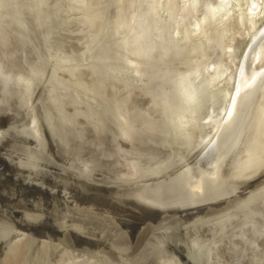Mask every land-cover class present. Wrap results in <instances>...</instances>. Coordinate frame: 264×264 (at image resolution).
Wrapping results in <instances>:
<instances>
[{
    "label": "rangeland",
    "instance_id": "1",
    "mask_svg": "<svg viewBox=\"0 0 264 264\" xmlns=\"http://www.w3.org/2000/svg\"><path fill=\"white\" fill-rule=\"evenodd\" d=\"M120 1L123 3H121ZM137 1L138 0H135V1H133V0H117V1L116 0H90L89 4H88V12H90V14H91L93 12L92 10H94V12L92 14V16L94 18L93 19V18H90L89 15L87 17V15L83 16V15H79L76 13L75 14L66 13L67 12L66 11L67 0H0V7H1L0 10H2V11H0V14L2 13V15H0V37H1L0 40L3 41V44L5 43L4 45H2V43L0 41V57H1L0 58V61H1L0 62V65H1L0 74L1 75L5 74L4 76L0 75V80L2 81V82L0 81V90H1V88L4 89L5 87H6L5 90H7V91H5L2 89L3 91L2 90L0 91L1 93H3L5 91L3 93L4 96L0 93V98H1L0 100L1 101L4 100V102L11 100L10 102L8 101L7 106H6L7 102L5 104H1L2 106L4 105L3 107L0 105V111L2 112V113L0 112V119L2 120V122H4L3 124H5V125H6L5 120L8 123L11 120V118L13 119V120H11V122L8 123V125H6V128L8 130H6L5 125H3L1 120H0V143H1L0 147L3 148V150H1L2 148H0V204H1L0 207L2 206V208H3V209L0 208V218H1L0 219V264H115V263L117 264V262H118L117 260L119 258H121L122 262L119 259V262L121 264L123 262H126V264H128V263L129 264H132V263L133 264H141V263L142 264H150V263L151 264H160L159 262H161V260H162V259L160 260V258H164L165 255H169L170 253L172 255L170 254L169 255L170 257L168 256L169 258L167 257L165 259H169V260L172 259V264H183V262H184V264L185 263L197 264L198 260H200L198 262L199 264H200V262L203 264H205V263L210 264L211 261L208 262L207 260L213 261L215 259V257L217 259L214 261V264H217L218 262H221L222 264H226L227 262H228L227 264H229L230 262H233V264H239V263L253 264L254 262H255L254 264H262V262L264 260V258H262L263 260L261 259V257H264V234H263L264 223H263V221L261 223V220L264 219L263 218L264 217V213H263L264 203H261V202H264V194H263L264 193V188H263L264 187L263 186L264 185V177L258 182L251 183V185L249 184L246 186L245 185L239 186L235 182L227 180L225 173L222 174V176L216 177L214 174L211 175L210 171H208L207 172L208 174L206 173V175H205V179L207 178V175L209 176V179L207 178L208 180L205 181L204 187L201 188L200 190L196 191V192H194L193 190H187V189L181 190V189H175L172 187H170V188L169 187H157V186L152 185L149 182L150 181L149 176L151 175V173H153L156 169L163 166L164 163H166L169 160L170 157L168 155L184 158V157H188L190 154H192L191 153V146H190L191 144H190V135L189 134L191 132H194L195 131L194 129L196 127H198L197 126L198 124H200L201 117L203 116V113L207 109L206 105H208V103L207 104L205 103V105H204L205 101L202 102V104H201V101L198 100L199 103L196 104L197 107L192 112L191 110H189L186 107V103H185L186 101L185 102L181 101V103H182L181 109L182 110H180L179 114L177 112H175V110H178V108H180V105H179L180 102H179V99L177 97L176 85H174V83H173L174 76L177 73L184 71L187 68V66L190 64H194V66H195V65H198V63L202 62L203 60H218L220 58L226 59L227 56L224 53H226L227 50H229L227 46L233 45L234 47H236L237 45L240 44L242 37H241V35H240L241 33L239 31H240V29H242V27H241L240 23L235 21L234 16H232V15L229 16L228 10L220 12L221 14H219L218 16H215V17H211V18L206 17L205 20H202V22L200 21V23L197 22L198 14H195V12H193L192 10H191V12L187 11V13H186L188 15L187 19L185 22L181 23L180 21H178V19H176V17L179 18V12L181 9V6H178V2H177V4H175L176 0H167V1L162 0V2H160V0H159V2L157 4L156 3L155 4H153V3L148 4L149 2L146 3V1L142 2L141 0H139L138 2ZM164 1H165V3H164ZM33 4L35 7L32 6ZM40 5H42V6H40ZM131 5H133V6H131ZM144 7H146V9L148 8L149 10H152V12L154 9H156V11L159 14H161V16L163 17V21L164 22L166 21L165 23H169L173 27L174 31H172L173 32L172 34L179 35L178 37H180V36L185 37L186 33L187 34L190 33L189 36L185 37L186 42H184V43H187L186 46L189 47L185 51V53H182L181 55H178V56H173L171 54H166V53L163 54V53L159 52V48H156L153 50H149V52L146 51L147 53L145 52L143 54L142 52L132 53L129 50L123 51V49L120 48L119 38L122 35L124 28H125V27H122V25H124L123 23L129 21L131 16L134 14V11L140 12L139 9H142ZM115 9H117V10H115ZM107 10H109V12ZM4 11L7 13L4 14ZM13 11H15V12H13ZM57 11H58V13H57ZM16 12L19 13V14L17 13L18 16L15 15ZM95 16H97V17L95 18ZM101 16H103V17H101ZM112 16L115 19L114 21L111 19ZM166 16L167 17L169 16V17L167 18ZM17 19H19V20H17ZM22 19H23V21H22ZM52 19H53V21H52ZM56 19H58V20H56ZM176 21H178V22H176ZM161 22H162V20L158 19L157 24L159 25V24H161ZM54 23H56V24H54ZM52 24L54 27L51 26ZM225 24H227V25H225ZM44 27L45 28L47 27V28L45 29ZM182 28H184V29H182ZM19 29H21V30H19ZM237 29H239L238 32H237ZM44 30L47 32H45ZM184 30H186V31H184ZM193 32H195V33H193ZM196 32L198 34H196ZM31 34H33V36ZM209 34H210L212 39H210ZM15 36H17L19 39ZM200 36H201V43L198 44V41L200 40L198 38H200ZM2 37L5 39H3ZM7 37H9V38H7ZM15 38L18 42L15 40ZM208 38H209V40H207ZM31 39L33 40L32 45H31V42H32ZM37 40L40 41L39 44H38ZM5 41H7V42H5ZM211 41L213 43H211ZM50 42H52L51 44H53V45H51ZM154 42H155L154 38L148 39V41L146 38L145 39V47H146V45L147 46L149 45L150 46L149 49L152 48L153 47L152 45L155 44ZM194 42L196 45H200V44H202V45L196 49L195 47H192L194 45L193 44ZM207 42H209V43L207 44ZM47 43H49V44H47ZM20 44H22V45H20ZM97 44H99V46ZM213 44H214V46H213ZM5 45H6V47H5ZM223 45H226V46H223ZM10 46H12V49ZM43 46H45L44 47L45 49L42 48ZM51 46H52V48H51ZM208 46L211 49L208 48ZM16 47H17V49H15ZM18 47H19V49H18ZM219 48H220V50H219ZM225 48H227V49H225ZM33 49H35V50H33ZM207 50H209V52H207ZM3 51H5V52H3ZM6 51H7V53H6ZM16 51H17V55L19 54V56H17L15 54ZM20 51H22L21 54H20ZM8 52H10V53H8ZM47 52H48V54H47ZM37 53L40 54L41 57H39V56L36 57L38 55ZM49 53L50 54L52 53V54L50 55ZM10 54H12V55H10ZM13 55H14V57H13ZM46 55H48L47 58H45ZM100 55L105 57L106 59L103 57H99ZM108 55H110V56H108ZM3 56H5V59H3L4 58ZM43 56H45V57H43ZM20 57H22V58H20ZM133 57H134V59H133ZM202 57L203 58L205 57V58L203 59ZM10 58H11V61L9 60ZM14 58H16L18 60L14 59ZM40 58L41 59L43 58L45 60L42 59V61H43L42 62V61H40L41 60ZM49 58H50V60H49ZM46 60H48V61H46ZM96 60H99V61L95 62ZM38 61H40L39 63H41V64H39ZM79 61H81V62L79 63ZM101 61L103 63L104 62L107 63L108 65L111 66V68H113L112 77L108 80H104L103 76L99 77L98 75H95V73H97V72L92 70V69H91L92 72L90 74L86 73L87 75L86 74H83V75L76 74V73H73V71L71 70V65L74 63L78 64V66H81V67L83 66L85 68V66L87 64L91 63L90 67H94L95 63H98ZM192 61H194V62H192ZM2 62H4V63H2ZM19 62H23V63L20 64ZM60 62H62V64H60ZM92 63H94V64H92ZM5 64H7V65H5ZM58 64H60V65H58ZM151 64L156 65L157 66L156 68L159 71H157V69L155 67H153V65H151ZM36 65H38V66H36ZM39 65H41V66H39ZM3 66H4V68H3ZM9 66H10V69H9ZM12 66L13 67L15 66L16 68L15 67L12 68ZM21 66H22V68H21ZM24 66H26L27 69H25ZM44 66L46 69H44ZM195 67H196V69L201 68L199 65L195 66ZM12 69H14V71H16V73ZM8 70H10V71L8 72ZM27 70L29 71L28 73H27ZM31 70H34V72ZM39 70H42V71H39ZM38 71H39V73H38ZM10 72L11 73L14 72V74L13 73L11 74ZM24 72H26V73H24ZM6 73H8V74H6ZM17 74L18 75L20 74L21 76L19 75V77H18ZM28 74H29V76H28ZM117 74H118V76H117ZM6 75L9 77H7ZM38 75L39 76L41 75L40 79L38 78L39 77ZM26 76H27V78L29 77L30 81L27 80V78L24 80V78ZM31 76H32V79H30ZM124 76L127 78H125ZM170 76L171 77L173 76V77L170 78ZM5 77L7 79L9 78V80H7ZM20 77H22V78H20ZM164 77H166V78L169 77V78H167L168 80L166 82H164L166 80V78L162 79ZM131 79H132V81L130 84ZM160 79L162 80V82ZM19 80H20V82L22 80L24 82L22 81L19 84L18 83ZM123 80H125L129 85L126 84L125 81L123 82ZM152 81L155 83V85L153 83V85H150L151 87H148V85L151 84ZM133 82H136V83L134 84ZM47 83H49V85ZM137 83L139 85L143 84V86L138 87L139 85ZM3 84H4V86H3ZM6 84H9V85L7 86ZM133 84H134V86H132ZM159 84H161V85H159ZM21 85H22V87H21ZM145 87H147V89ZM9 89H11L14 92L11 93L12 91ZM24 90H26L28 92H26ZM75 90H77V91H75ZM8 91L9 92L11 91V92L9 93ZM18 91H20V92L18 93ZM73 91H75V92H73ZM187 91L188 90H185V92H184V94L186 93V96L189 93L191 94L193 92V90H190L189 93L187 94ZM76 92H78L79 94L78 93L76 94ZM5 94H6V96H5ZM18 94H19V96H18ZM184 94H183V96L185 98L184 97L183 98L186 100V96ZM16 95H17V97H19V99L17 97H15ZM25 95H26V97L23 99V97ZM30 95L33 97H31ZM78 95L79 96L81 95L85 98H83L81 96L78 97ZM11 96H12V98H11ZM64 96H66V98ZM28 97H31L33 100L31 98L29 100ZM180 97H181V95H180ZM9 98H11V99H9ZM73 98H75V99H73ZM197 99H199V98H197ZM22 100H24V101H22ZM86 100L88 103L86 102ZM17 101L19 103L20 102L21 103L20 104L16 103ZM91 101H92V103H91ZM193 102H194V104L193 103L192 104L195 105L196 99ZM11 103L14 104V107H15V105L19 104L18 105L19 107L16 106L17 108L15 107L16 108L15 109ZM22 103H23V106L21 105ZM24 103H26L28 105H25ZM37 103H39L40 106ZM95 103H96V105H95ZM29 104H30V106H29ZM98 105H100V106H98ZM27 106H29V107H27ZM33 106H35V108ZM97 106H98V108H96ZM101 106H102V108H101ZM99 107L101 108V110L99 109ZM159 107H161V109ZM184 107L186 109H184ZM33 108H34V110H33ZM19 109H22V110H19ZM183 109H184V111H183ZM15 110H17L16 111L17 113L15 112ZM23 110H24V112H23ZM36 110L39 112L37 115H36ZM3 111L7 114H4ZM25 111L26 112L30 111L31 113L29 112V113L25 114ZM170 111H172V112H170ZM9 112H12V113L15 112V113H13L15 115L13 116L12 113H11L12 115L8 114ZM21 113H24V114L22 115ZM163 113H166V114L164 115ZM34 115H36V118H37L40 125L38 124ZM6 116H9L10 118L8 117L9 119H6L7 118ZM165 116H167V117H165ZM20 117H22L23 119H27V121L24 123L23 119ZM89 117H91V118H89ZM113 117H115V118H113ZM4 118H5V120H3ZM14 118H16V121ZM91 119H92V121H91ZM117 119H120L121 122ZM20 120H22V121H20ZM93 120H94V122H93ZM107 120H110V121H107ZM13 121L19 122V123H17V125H15L16 123H14V125L10 129L7 126H9V125L11 126L12 125L11 123ZM118 121H119V124H118ZM122 121L125 124V126L123 125V127H122V125H120V124H122ZM150 122L153 124H151ZM101 123H102V127L100 126ZM147 123H150V124H147ZM36 124L39 125V128H41L40 130H38L39 128ZM19 125H20V127H19ZM21 125L22 126L27 125L28 127L29 126L30 127L29 128H27V126L24 127L23 128L25 130V133H24V130L22 129ZM103 125H105V126H103ZM119 125H120V127H119ZM148 125H150V127ZM32 126H34V128ZM145 126H147V127H145ZM177 126H178L179 130L184 129V130H182L181 134L178 132L172 133V128L176 130ZM13 127L15 129L17 127L16 130L18 133L14 131ZM74 127H75V129L76 128L77 129L75 130ZM118 127H119V129H117ZM154 127L156 129H154ZM192 127H194V128H192ZM3 128H5V129H3ZM97 128H98L99 132L101 131V133L103 135L99 134V132L97 131ZM139 128L143 129V130H140ZM145 128H147V129H145ZM9 129L11 132H8ZM18 129H20V130L18 131ZM33 129L35 130V132H37V133L39 132L38 135H41L40 138L39 137L36 138L37 133L35 135V132L33 131ZM36 129H37V131H36ZM95 129H96V131H95ZM21 131L27 136H25ZM32 131L34 132L35 136L34 135L32 136L31 135L32 133L30 134V132H32ZM166 131H167V133H165ZM188 131H190V132L188 133ZM95 132L96 133L98 132V133L96 134ZM112 132H114V133H112ZM119 132H121V134ZM123 132H125V133L123 134ZM13 133H14V135H13ZM40 133H42V134H40ZM110 133H111V135H110ZM15 134H16V136H15ZM97 135H98V137H97ZM99 135H100V138H103L102 136H104L105 141L103 139H100ZM109 135H110V138L108 137ZM113 135L115 136V138ZM7 136H9V137H7ZM13 136H15V138ZM19 137H21V138H19ZM29 137H30V139H29ZM31 137H33V140L31 139ZM58 137H59V139H58ZM92 137H94V139H96L95 140L96 143L93 142L94 139H92ZM106 137H108V138H106ZM16 138H17V140L15 142H19V141L24 142L25 138H27L26 139L27 141H25L24 145H28V147L23 146L20 148L19 146H22V145H19V144H21V142H19V144H18V143H15L13 141ZM38 138H39V140H38ZM109 139H110V142H109ZM2 140H3V142H2ZM4 140L7 143V146H6V144H4V146L6 148H8L7 150H4L5 147L2 144V143H5ZM8 140H9V142H13L12 145H10L11 143L7 142ZM97 140H98L99 144H97ZM83 141H85V142H83ZM26 142H28V143H26ZM35 142H38L40 144L38 145ZM62 142H63V145L61 144ZM104 142L107 143L108 146L104 144L106 146L105 147L103 145ZM89 143H93V144H90L89 147H91V145L94 146L95 147V148L93 147L94 150L92 149V147L90 150V148L87 146ZM32 144H34L35 146ZM70 144H71V146H70ZM52 145H53V148H55V149L52 148ZM98 145H101V146H98ZM63 146L65 148L70 147L71 150H68L69 148L65 149ZM85 146H87V147H85ZM119 146L125 147V148H121V151H120ZM145 146H146V149H145ZM151 146L154 149L156 148L158 150L153 151L154 149ZM15 147H19L20 150H19V148H15ZM60 147H62V148H60ZM99 147H100V149L98 150ZM102 147L105 149L102 150L101 149ZM142 147H144V148H142ZM80 148H81V150H79ZM112 148H114L113 151H115V152H113L111 150ZM136 148L138 149V151L136 152L137 155H135L133 153V151H135ZM149 148H151V152H155L156 154L152 153L150 155V152H147V150ZM64 149L67 150L68 154L66 153V151ZM130 149L131 150L133 149V151L128 152V151H130ZM141 149L142 150L145 149V152L143 150V152H144L143 154L141 153L142 152ZM14 150H19L20 152H22V154L19 153V151L18 152L15 151L18 153V155H17V153H15ZM105 150H107V151L105 152ZM110 150L112 151L113 155L111 154ZM126 150H128V151H126ZM2 151H3V154H2ZM5 151H7V152H5ZM64 151H65V155H67V156L64 155ZM69 151L71 152V156L75 157L77 155L76 158H73L74 161L71 160L73 162L70 161V159L72 157L70 156ZM96 151L98 152L99 160H102V159H107V160L106 161L105 160L99 161L98 158L96 157V159L98 160V163H95L96 159L95 160L92 159V160H94V161H92L90 154L94 155V157H95L97 155ZM102 151L104 152L103 154H105L104 156L102 154ZM149 151H150V149H149ZM8 152L10 153V155ZM13 152L16 155L13 154ZM61 152L63 154H61ZM74 152H75V154H74ZM107 152L110 155L107 154ZM47 153H48V155H47ZM80 153H82V154H80ZM83 153L85 155H83ZM129 153L130 154L133 153L134 156H131L132 154L130 155ZM172 153H174V154H172ZM27 154L29 155L28 157H27ZM44 154H46V157ZM39 155H40V157H39ZM61 155L62 156L64 155L65 157L62 159ZM12 156H15V157L12 158ZM34 156H35V159H31V157L34 158ZM79 156H81V157H79ZM85 156L88 157L87 160H86ZM89 156H90V158H89ZM101 156H103L104 158L103 157L101 158ZM106 156H108V157H106ZM115 156H116V158H114ZM166 156H167V159H166ZM17 157H19V158H17ZM25 157L27 160L26 159L23 160ZM38 157H39V159H38ZM82 157H85L86 162L81 163L84 161V158L82 159ZM121 157H122V160H120ZM66 159H69L70 162ZM76 159L81 160V161L78 160L80 162V164H77ZM163 159H166V160L163 161ZM31 160H32V162H31ZM11 161H12V163H11ZM119 161H120V163H119ZM21 162L23 165L21 164ZM89 162H91L92 164L95 163L94 166L90 165V167H89V165H88V164H90ZM105 162H106V164H105ZM10 163L11 164L14 163V166L13 165L11 166ZM74 163H76V164H74ZM85 163H86V165H84ZM131 163H133L135 165L130 166ZM15 164L18 166H16ZM82 164H83V166H82ZM96 164L99 165V169L100 168H104V169H101L102 171L98 170V167H96L98 165H96ZM100 164H102L103 167H100L101 166ZM27 165L28 166L31 165V167H28ZM75 165H77V167ZM155 165H157V167ZM26 166L28 167L27 170H26ZM67 166L70 167V169L73 168V170L69 171L68 169L67 170L62 169L65 167L67 168ZM71 166H72V168H71ZM73 166H75L76 168L79 167L78 170L75 171L76 168H74ZM85 166H86V168L88 166L89 170L87 168V169H85L86 171H84L83 169ZM152 166H154L156 168H153ZM12 167L13 168L15 167L16 169L19 168V170H21L22 175L19 173L20 171H18L16 169H12ZM126 167H127V170L124 171L126 169ZM130 167L132 168V170ZM207 167H208V164L205 163L204 168L206 169ZM105 168L107 170H105ZM9 169H11V170H9ZM120 169H121V171L119 172ZM136 169H137V171H136ZM147 169H149V170H147ZM96 170L100 171V172H97ZM116 170L119 173L117 174V172H116L115 175H112L115 173ZM95 171L97 172L96 174H95ZM123 171L129 173L130 175L127 173H123ZM25 172H26V174H25ZM121 172L123 174H125V176L127 174L128 177L126 176L123 178ZM137 172H138V174H136ZM17 174L19 177L17 176ZM12 176L13 177L15 176L14 180H13ZM92 176H96V177H92ZM103 176H104V178H103ZM107 177H110L111 179L107 178ZM215 178H218V179L214 180ZM20 179H23V180H20ZM114 179H116V180H114ZM119 179H120V181H119ZM211 179H212V181H211ZM14 181H17V182H14ZM203 181L204 180H202L201 182H203ZM17 183L20 185H18ZM110 183H113V184H110ZM259 187H262V188L260 189ZM257 189H258V191H257ZM251 191H252V193H250ZM246 193L249 195H247ZM262 194H263V196H261ZM260 197L263 200L260 199ZM239 198H241V199H239ZM231 199H233V200L231 201ZM223 200H226L225 203ZM227 200H229V201H227ZM259 200H261V202H259ZM218 202H221V203H218ZM246 205H249V206H246ZM204 206H206V207H204ZM230 206H232V207H230ZM250 206L252 207V210L249 209V208H251ZM191 207H192V209L194 207H196V208L198 207V208L197 209L194 208L195 210L194 209L192 210ZM199 207H202V208H199ZM233 207H235L234 208L235 214H233V212H234ZM256 208L257 209L260 208L259 211ZM231 209H232V211L230 213ZM2 210H3V212H2ZM217 210H219V211H217ZM15 211H18V212H15ZM124 211L126 213H124ZM187 211H188V213H187ZM189 211H191V212H189ZM196 211H199V212H196ZM227 211L230 213L229 215H226L227 213H224ZM260 211H261V213H260ZM159 213H160V215H159ZM190 213L191 214L193 213V216L195 215V218H196V216L198 217V222H196L197 219H194V217L192 215H190ZM221 213L222 214L224 213V215H220ZM262 213H263V215H262ZM9 214H11V215H9ZM236 214H237V216H236ZM12 215H14V216H12ZM175 215H178L180 218L177 217L178 218L177 219ZM185 215H189V216L186 217ZM213 215H219V216H213ZM7 216L10 218V220ZM238 216L240 217V220H239ZM249 216H252V218L253 217H255V218L251 219V217H249ZM6 217L8 218V220H6ZM17 217L20 220L17 219ZM122 217L125 218V219L123 218V220H125V222L121 219ZM190 217L193 218L191 221H189L191 219ZM208 217H210V218H208ZM257 217H260V218H257ZM11 218L14 219L13 220L14 222H17V223H14L12 221L15 225L11 222L9 223V221H11ZM99 218H101V219H99ZM126 218H128V219L130 218L129 221ZM205 218H206V220H205ZM24 219H26V220H24ZM102 219L108 220V221L112 220V222H113V220H115V222H113L112 223L113 225H112L111 223H109L111 221L105 222ZM203 219L206 221V223ZM236 219L239 221H236ZM172 220L174 222L176 220V222L174 223ZM193 220H196V221L194 222ZM233 220H235L236 222ZM20 221L21 222L23 221V222L21 223ZM25 221H27V222L25 223ZM58 221L61 224L58 223ZM96 221H98V222L101 221L100 222L101 224H99ZM120 221H122L121 222L122 224L120 223L121 225H119V223H118ZM180 221H181V224L183 223L184 227L180 226L181 224L178 223ZM80 222H82L83 225L80 224ZM138 222L142 226H140V224ZM158 222L160 223V225H158L159 224ZM169 222H171L172 224H170ZM184 222L185 223L187 222L189 224L186 223V225H184ZM230 222L234 223L236 225L229 227L228 225H232V224H230ZM76 223H78L77 224L78 226L76 225ZM115 223H117L119 226L117 224H116V226H114ZM128 223H130V225L127 226ZM149 223H151V224H149ZM166 223H169V225H170V226H168V224H167L168 228L166 226ZM199 223L201 225H199ZM214 223H217L216 224L217 226H219V225L222 226L223 229L222 228L221 229L223 231H221V229H220V231H221V233L225 232L224 234L222 233L223 236H221V235L219 236L220 233L217 232L218 227ZM95 224H97V225L99 224V225L97 226ZM103 224L104 225L106 224L108 226L110 224V226H109L110 228L106 225L103 226ZM133 224H134V226L137 224L135 229L133 227ZM175 224H178L176 227V230H178V231H176V232L174 231L175 228H173L176 226ZM224 224L227 225L226 226L227 228L225 226L223 227ZM89 225H91V226H89ZM172 225H173V227H171ZM211 225H213L212 226L213 229L214 228L216 229L215 232L213 231L215 233V236H217L216 238H219V240L217 239L218 241L216 240V242H214V240L216 238H214V237L212 238V235H214V233L212 232V230H213L212 228L210 230ZM36 226H37V228H36ZM111 226L117 227V228L111 229L112 228ZM120 226H122V227H120ZM126 226H127V229H126ZM156 226H157V228H156ZM161 226L164 228L162 229ZM220 226H219V228H220ZM104 227L109 228L107 232L104 231L105 229H103L102 231L100 230ZM118 227H119V229H118ZM123 227L126 230H123ZM129 227L132 229H129ZM139 227H143V228H140L138 230L137 228H139ZM144 227H146V228H144ZM148 227H150L149 232H147L149 229ZM158 227H160V228H158ZM170 227H171V229L172 228L174 229L173 230L174 233L173 234L171 233L172 235L170 233H168L170 231L172 232V230L167 231L168 229H170ZM206 227L211 232H209ZM181 228L182 229L186 228V229H184L182 231ZM116 229H118V230H116ZM145 229H146V233H145ZM180 229L182 231V234H184L183 232H185V235H182L181 233H179V232H181ZM78 230L79 231L81 230V231L78 232ZM99 230H100V232H99ZM127 230H131V231L133 230V231H132V233H131V231H128L130 233H128V236H127V234L125 235V233H124V231L126 232ZM134 230H138V232L135 231V232H137V233H135ZM151 230H152V232H151ZM160 230H164L167 235L165 233H163V231L161 232ZM158 231H160V232H158ZM201 231H203L204 233L203 232L200 233ZM257 231L258 232L260 231L259 232L260 234ZM101 232H103V233L101 234ZM108 232H111V234ZM255 232H257L256 233L257 235H255ZM106 233H108V234H106ZM152 233H154V235ZM155 233L157 236L155 235ZM157 233H159L160 235ZM206 233H208L210 236L208 234L206 235ZM249 233H250V235L248 236ZM60 234H62V235H60ZM94 234H95V236H94ZM113 234H114L115 238L113 237ZM132 234L137 236V237L135 238ZM169 234H170V236H168ZM203 234H204V236H203ZM5 235L6 236L8 235L7 238L5 237ZM67 235H69V236L64 237L65 238V240H64L63 236H67ZM96 235H98V236H96ZM99 235L102 236V239L100 238L101 236H99ZM105 235L106 236L109 235L110 237L107 236L108 238L106 239ZM119 235H121V236H119ZM122 235H124V236L122 237ZM163 235H165L164 236L165 239L163 238ZM130 236H132V237L130 238ZM173 236H175V237L173 238ZM193 236H195L196 238ZM205 236H207V237L205 238ZM81 237H83V238H81ZM86 237H88V238H86ZM89 237H91V238H89ZM157 237L159 239H157ZM226 237H227V239H226ZM8 238H10V239H8ZM116 238H118V239H116ZM124 238L126 240H124ZM127 238H129V239H127ZM134 238H135L136 243H135V241H133ZM172 238L176 242L173 241ZM182 238H184V239H182ZM199 238H200L202 243L200 242V240H198ZM211 238L214 240H212ZM58 239H60V240H58ZM99 239L103 240V241L99 242ZM161 239H162V241H160ZM166 239H169V240L167 241ZM180 239H181V241H180ZM250 239H251V241H250ZM256 239H258V242ZM7 240H9V241H7ZM63 240H64V242H63ZM79 240H81V241H79ZM88 240H90V241H88ZM109 240L111 241V243L114 241L116 243H112V245L110 244V246H109ZM122 240L124 241L123 243L127 242V240L130 243L127 242L128 244H122ZM209 240H210L211 244L213 243L212 247H211V245H209L210 244L208 242ZM222 240H224L226 242H228V240H229V243H226V242L224 243V241L222 242ZM252 240H253V242L256 240V242H254V243H256V246L254 245ZM97 241L99 244H97ZM159 241H160V243H159ZM165 241L167 243H165ZM184 241L186 243L185 246L182 244ZM72 242H73V244H72ZM106 242H107L108 246L103 245ZM118 242H120L121 246L123 247V248L122 247L119 248L120 250H118V248H117L120 245V244H117ZM157 242H158V244H157ZM188 242H189V244H188ZM206 242H207V244H206ZM100 243H102V245H100ZM155 243H156V245L153 246ZM218 243H219V245L217 247ZM222 243H223V246H221ZM115 244H117L118 246H116ZM179 244H181L179 246L180 248L178 247ZM193 244L195 246H193ZM203 244H206V245H203ZM229 244L231 245V247ZM132 245H133V247H132ZM159 245L162 246L161 248L164 251H160L162 249L159 247ZM168 245H170V247ZM189 245H191V248ZM196 245H197V248L201 245L200 246L201 248H199V250H197ZM224 245H226V247L227 246L230 247L229 252L228 253L225 252V254H228L227 255L228 257L225 259V261L223 258H225L226 256H225L224 252L221 251V250L225 251L226 247L224 248ZM247 245H248V247H247ZM75 246H76V248H75ZM79 246H81V247H79ZM104 246H106V247L104 248ZM181 246H183L184 248ZM205 246H207V247L205 248ZM213 246L218 248V249H215ZM235 246H236V249H235ZM249 246H250V248H249ZM11 247H13L14 250ZM112 247H116V248H112ZM127 247H128V249H127ZM163 247H165V248H163ZM166 247L169 248L171 251H169V249H168L169 252L167 253ZM252 247L255 249H252ZM156 248L159 249L160 252ZM121 249H125V250H121ZM154 249H156L157 251ZM183 249H184V252L182 251ZM194 249H196V250H194ZM219 249H220V251H217ZM226 249H228V248H226ZM232 249L234 250V252L232 251ZM245 249H246V252L243 253L245 251ZM172 250H173V253H172ZM121 251L125 252V254L127 253V256L124 255L127 261L126 260L123 261V259H125V258H124V256H122V254H124V253H122ZM175 251H177L180 255L178 253H176ZM189 251H191V252H189ZM195 251L197 252V254ZM209 251H213V252H209ZM214 251H215V254H214ZM152 252H154L155 254L154 253L151 254ZM217 252H218L219 256H217L218 255V254H216ZM219 252H221L222 256L223 255L224 256L222 257L221 253H219ZM250 252H252V253H250ZM134 253L137 255H135ZM212 253L215 256L212 255ZM229 253H230V257H229ZM159 254H161V256ZM162 254H163V256H162ZM175 254L178 255L177 256L178 258H175L176 257ZM181 254H183L185 257ZM204 254H205V257L207 259L204 257ZM209 254L211 256H214V259L209 258L210 256L207 257ZM234 254H236V256L233 257ZM129 255L130 256L133 255L131 257H136V261H132L134 259L132 258V260H131ZM153 255H154V257L156 256L154 259L155 260L157 259L156 261L159 260V262L154 261V259L152 260ZM158 255L160 256L159 259L157 258ZM244 255H245V257H244ZM231 256L233 258H235L236 260L235 259L232 260ZM140 257H143V258L141 259ZM220 257H222L223 261H221ZM181 258H183V259L181 260ZM194 258L197 260L194 261ZM204 258L206 259L205 262L203 260ZM255 258H256V260H255ZM250 259H251V261H250ZM129 260H131L132 262ZM174 260L177 262H175ZM187 260H189V261L191 260L192 262L189 263V261L187 262ZM257 260H259L258 263H257ZM178 261H179V263H178ZM236 261L238 263H236ZM119 262H118V264H119ZM165 262H167L166 264H169L171 262V260L169 262H168V260H165V261L162 260L163 264ZM221 263H218V264H221ZM123 264H125V263H123ZM211 264H212V262H211ZM230 264H232V263H230ZM263 264H264V262H263Z\"/></svg>",
    "mask_w": 264,
    "mask_h": 264
},
{
    "label": "bare ground",
    "instance_id": "2",
    "mask_svg": "<svg viewBox=\"0 0 264 264\" xmlns=\"http://www.w3.org/2000/svg\"><path fill=\"white\" fill-rule=\"evenodd\" d=\"M89 1L90 0H67V5H66V13H73V14H79V15H83V16H86L87 15V17H88V15L90 16V18H93V16H92V14H93V12H94V10H92L93 12L90 14V12H88V4H89ZM117 1V0H116ZM133 1H135V0H133ZM139 1V0H138ZM137 1V2H138ZM142 2L143 1H146V3L147 2H149L148 4H150V3H153V4H157L158 2H159V0H141ZM167 1V0H166ZM113 2V1H112ZM121 2V1H120ZM160 2H162V0H160ZM177 2H178V6H181V9H180V12H179V18L178 17H176V19H178V21H180L181 23L182 22H185L186 21V19H187V11H189V12H191V10L193 11V12H195V14H198V18H197V22L198 23H200V21L202 22V20H205V18L207 17V18H211V17H215V16H218L219 14H221L220 12H222V11H225V10H228L229 11V16L230 15H232V16H234L235 17V21H237L238 23H240V25H241V27H242V29H240V31H239V29H237V32L239 31L241 34V42H240V44L239 45H237L236 47H234L233 45H229V46H227L228 47V49L229 50H227V52L226 53H224V54H226V59H224V58H220V59H218V60H203L202 62H199L198 63V65L201 67V68H199V69H196V67L195 66H198V65H195L194 66V64H190V65H188L187 66V68L184 70V71H181V72H179V73H177L175 76H174V79H173V83H174V85H176V89H177V97H178V99H179V105H180V108H178V110H175V112H177L178 114H179V112H180V110H182L181 108H182V103H181V101L182 102H185L186 103V107L189 109V110H191L192 112L194 111V109L197 107L196 106V104L197 103H199V101L198 100H200L201 101V104H202V102H204V105H205V103L207 104L208 103V105H206L207 107V109H206V113L204 112L203 113V116L201 117V120H200V124H198L197 126L198 127H196L194 130V132H191L189 135H190V146H191V153L192 154H190L188 157H184V158H180V157H176V156H170V155H168L170 158H169V160L166 162V163H164V165L163 166H161L160 168H158V169H156L153 173H151V175L149 176V182L152 184V185H154V186H157V187H172V188H175V189H187V190H193L194 192H196V191H198V190H200L201 188H203L204 187V183H205V181L206 180H208L209 179V176L207 175V178L205 179V175H206V173L208 172V171H210V173H211V175H215L216 177H218V176H222V174H224L225 173V176H226V178H227V180H230V181H233V182H235L236 184H238L239 186H243V185H251V183H254V182H258V181H260L263 177H264V0H176V3L175 4H177ZM114 3V2H113ZM121 3H123V2H121ZM164 3H165V1H164ZM115 4V3H114ZM152 4V5H153ZM105 5V4H104ZM103 5V6H104ZM162 5V4H161ZM33 7H35L34 6V4L32 5ZM40 6H42V5H40ZM48 6V5H47ZM46 6V7H47ZM97 6V5H96ZM106 6V5H105ZM131 6H133V5H131ZM37 7V6H36ZM49 7V6H48ZM47 7V8H48ZM102 7V6H101ZM1 8V7H0ZM98 8V7H97ZM132 8V7H131ZM180 8V7H179ZM41 9V8H40ZM49 9V8H48ZM52 9V8H51ZM54 9V8H53ZM14 10V9H13ZM46 10V9H45ZM50 10V9H49ZM102 10V9H101ZM115 10H117V9H115ZM140 10V12L138 11H134V14L131 16V18L129 19V21H127V22H124L123 24L124 25H122V27H125L124 28V31H123V33H122V35L120 36V38H119V44H120V48H122L123 49V51H127V50H129L130 52H132V53H137V52H142L143 54L147 51V52H149V50H153V49H156V48H159V52H161V53H166V54H171V55H173V56H178V55H181L182 53H185V51L189 48L188 46H186V44L187 43H184V42H186L185 40H186V36H189L190 35V33H186V36L184 37V36H180V37H178L179 35H176V34H172L173 32L172 31H174L173 30V27L169 24V23H165L164 21H163V17L161 16V14H159L157 11H156V9H154L153 10V12H152V10H149L148 8L146 9V7H144V8H142V9H139ZM0 11H2V10H0ZM44 11V10H43ZM98 11V10H97ZM108 12H109V10H107ZM13 12H15V11H13ZM5 13H7V12H5L4 11V14ZM17 13L18 12H16V16H18L17 15ZM52 13V12H51ZM57 13H58V11H57ZM56 13V14H57ZM9 14V13H8ZM13 14V13H12ZM19 14V13H18ZM53 14V13H52ZM55 14V13H54ZM132 14V13H131ZM193 14V13H192ZM0 15H2V13L0 14ZM11 15V14H10ZM14 15V14H13ZM14 15V16H15ZM109 15V14H108ZM107 15V16H108ZM164 15V14H163ZM167 15V14H166ZM170 15V14H169ZM221 16V15H220ZM10 17V16H9ZM97 16H95V18H96ZM99 17V16H98ZM101 17H103V16H101ZM167 17V16H166ZM169 17V16H168ZM167 17V18H168ZM190 17V16H189ZM195 18V17H194ZM21 19V18H20ZM94 19V18H93ZM104 19V18H103ZM111 19L114 21L115 19L113 18V16L111 17ZM158 19L160 20H162V22H161V24H157V22H158ZM219 19V18H218ZM17 20H19V19H17ZM56 20H58V19H56ZM167 20V19H166ZM189 20V19H188ZM22 21H23V19H22ZM52 21H53V19H52ZM51 21V22H52ZM178 21H176V22H178ZM220 21V20H219ZM57 22V21H56ZM59 22V21H58ZM192 22V21H191ZM231 22V21H230ZM217 23V22H216ZM228 23V22H227ZM54 24H56V23H54ZM104 24V23H103ZM59 25V24H58ZM225 25H227V24H225ZM51 26H53V24L51 25ZM195 26V25H194ZM232 26V25H231ZM17 27V26H16ZM48 27V26H47ZM46 27V28H47ZM54 27V26H53ZM52 27V28H53ZM184 27V26H183ZM200 27V26H199ZM202 27V26H201ZM217 27V26H216ZM223 27V26H222ZM240 27V28H241ZM45 28V27H44ZM45 28V29H46ZM178 28V27H177ZM224 28V27H223ZM106 29V28H105ZM182 29H184V28H182ZM188 29V28H187ZM19 30H21V29H19ZM50 30V29H49ZM117 30V29H116ZM115 30V31H116ZM176 30V29H175ZM45 31V30H44ZM106 31V30H105ZM180 31V30H179ZM178 31V32H179ZM184 31H186V30H184ZM45 32H47V31H45ZM224 32V31H223ZM5 33V32H4ZM105 33V32H104ZM118 33V32H117ZM152 33V34H151ZM193 33H195V32H193ZM15 34V33H14ZM50 34V33H49ZM182 34V33H181ZM180 34V35H181ZM196 34H198L197 32H196ZM32 36H33V34H31ZM55 35V34H54ZM236 35V34H235ZM82 36V35H81ZM152 36V37H151ZM198 36V35H197ZM196 36V37H197ZM209 36H210V34H209ZM15 37H17V36H15ZM65 37V36H64ZM3 38V37H2ZM7 38H9V37H7ZM18 38V37H17ZM147 38V41H148V39H153L154 38V43L155 44H151L153 47L152 48H150L149 49V45L147 46L146 45V47H145V39ZM235 38V37H234ZM0 39H1V37H0ZM3 39H5V38H3ZM11 39V38H10ZM19 39V38H18ZM29 39V38H28ZM41 39V38H40ZM198 39H200L199 41H198V44L199 43H201V36H200V38H198ZM203 39V38H202ZM210 39H212L211 38V36H210ZM15 40H16V38H15ZM32 40V39H31ZM64 40V39H63ZM77 40V39H76ZM75 40V41H76ZM207 40H209V38L207 39ZM215 40V39H214ZM236 40V39H235ZM234 40V41H235ZM1 41V40H0ZM9 41V40H8ZM17 41V40H16ZM42 41V40H41ZM105 41V40H104ZM152 41V40H151ZM197 41V40H196ZM204 41V40H203ZM5 42H7V41H5ZM12 42V41H11ZM15 42V41H14ZM18 42V41H17ZM37 42H38V44H39V42L40 41H38L37 40ZM69 42V41H68ZM94 42V41H93ZM100 42V41H99ZM205 42V41H204ZM1 43H2V45H4L3 44V41H1ZM29 43V42H28ZM42 43V42H41ZM52 42H50V44H51ZM89 43V42H88ZM153 43V42H152ZM209 42H207V44H208ZM211 43H213L212 41H211ZM8 44V43H7ZM10 44V43H9ZM14 44V43H13ZM33 44V40H32V42H31V45ZM35 44V43H34ZM37 44V45H38ZM47 44H49V43H47ZM67 44V43H66ZM194 45L192 46V47H195L196 49L197 48H199V46H201L202 44H200V45H196L195 44V42L193 43ZM206 44V43H205ZM20 45H22V44H20ZM51 45H53V44H51ZM65 45V44H64ZM69 45V44H68ZM79 45V44H78ZM93 45V44H92ZM98 46H99V44H97ZM8 46V45H7ZM18 46V45H17ZM29 46V45H28ZM89 46V45H88ZM91 46V45H90ZM97 46V47H98ZM213 46H214V44H213ZM223 46H226V45H223ZM5 47H6V45H5ZM11 47V49H12V46H10ZM37 47V46H36ZM45 46H43L42 48H44ZM59 47V46H58ZM96 47V46H95ZM206 47V46H205ZM218 47V46H217ZM14 48V47H13ZM27 48V47H26ZM51 48H52V46H51ZM82 48V47H81ZM207 48V47H206ZM208 48H210L209 46H208ZM15 49H17V47L15 48ZM18 49H19V47H18ZM30 49V48H29ZM45 49V48H44ZM50 49V48H49ZM118 49V48H117ZM211 49V48H210ZM225 49H227V48H225ZM33 50H35V49H33ZM193 50V49H192ZM218 50V49H217ZM219 50H220V48H219ZM25 51V50H24ZM37 51V50H36ZM43 51V50H42ZM46 51V50H45ZM122 51V52H123ZM3 52H5V51H3ZM2 52V53H3ZM21 52L22 51H20V54H21ZM146 52V53H147ZM207 52H209V50H207ZM6 53H7V51H6ZM5 53V54H6ZM8 53H10V52H8ZM14 53V52H13ZM29 53V52H28ZM43 53V52H42ZM67 53V52H66ZM70 53V52H69ZM16 55H17V51H16V53H15ZM27 54V53H26ZM38 54V53H37ZM47 54H48V52H47ZM50 54V53H49ZM52 54V53H51ZM50 54V55H51ZM60 54V53H59ZM223 54V53H222ZM4 55V54H3ZM10 55H12V54H10ZM25 55V54H24ZM33 55V54H32ZM61 55V54H60ZM207 55V54H206ZM9 56V55H8ZM17 56H19V54L17 55ZM41 57L40 56V54H38L36 57ZM54 56V55H53ZM56 56V55H55ZM58 56V55H57ZM70 56V55H69ZM86 56V55H85ZM108 56H110V55H108ZM4 58L3 59H5V56H3ZM13 57H14V55H13ZM43 57H45V56H43ZM48 57V55H46V57L45 58H47ZM78 57V56H77ZM80 57V56H79ZM99 57H103V56H99ZM1 58V57H0ZM7 58V57H6ZM20 58H22V57H20ZM70 58V57H69ZM103 58H105V57H103ZM125 58V57H124ZM203 58V57H202ZM205 58V57H204ZM203 58V59H204ZM218 58V57H217ZM14 59H16V58H14ZM41 59V58H40ZM43 59V58H42ZM42 59L40 60V61H42ZM100 59V58H99ZM102 59V58H101ZM106 59V58H105ZM108 59V58H107ZM133 59H134V57H133ZM141 59V58H140ZM10 61H11V58L9 59ZM16 60H18V59H16ZM39 60V59H38ZM43 60H45V59H43ZM49 60H50V58H49ZM65 60V59H64ZM83 60V59H82ZM90 60V59H89ZM109 60V59H108ZM107 60V61H108ZM196 60V59H195ZM194 60V61H195ZM4 61V60H3ZM40 61H38V63L40 62ZM46 61H48V60H46ZM97 61H99V60H96L95 62H97ZM106 61V60H105ZM111 61V60H110ZM194 61H192V62H194ZM1 62V61H0ZM43 62V61H42ZM81 61H79V63H80ZM140 62V61H139ZM147 62V61H146ZM145 62V63H146ZM2 63H4V62H2ZM20 64L21 63H23V62H19ZM71 63V62H70ZM89 63V62H88ZM8 64V63H7ZM7 64H5V65H7ZM39 64H41V63H39ZM60 64H62V62H60ZM60 64H58V65H60ZM91 64V63H90ZM90 64H87L86 66H85V68L82 66H78V64H76V63H74V64H72L71 65V70L73 71V73H76V74H81V75H83V74H90L91 72H92V70H94V71H96L97 73H95V75H98L99 77H102L103 76V78H104V80H108V79H110L111 77H112V73H113V68H111V66L110 65H108L107 63H103L102 61L101 62H98V63H95V66L94 67H90ZM92 64H94V63H92ZM140 64V63H139ZM142 64V63H141ZM3 65V64H2ZM4 65V66H5ZM24 65V64H23ZM22 65V66H23ZM26 65V64H25ZM145 65V64H144ZM151 65H153V64H151ZM4 66H3V68H4ZM22 66H21V68H22ZM27 66V65H26ZM26 66H24V68L25 69H27L26 68ZM36 66H38V65H36ZM39 66H41V65H39ZM125 66V65H124ZM15 67V66H14ZM13 66H12V68H14ZM20 67V66H19ZM28 67V66H27ZM153 67H157L156 65H153ZM159 67V66H158ZM16 68V67H15ZM198 68V67H197ZM0 69H1V65H0ZM9 69H10V66H9ZM29 69V68H28ZM44 69H46L45 68V66H44ZM43 69V70H44ZM92 69V70H91ZM134 69V68H133ZM157 69V68H156ZM5 70V69H4ZM13 71H14V69H12ZM53 70V69H52ZM3 71V70H2ZM10 70H8V72H9ZM31 71H33L34 72V70H31ZM39 71H42V70H39ZM39 71H38V73H39ZM45 71V70H44ZM157 71H159L158 69H157ZM5 72V71H4ZM3 72V73H4ZM15 73H16V71H14ZM14 72H12L13 74H14ZM20 72V71H19ZM23 72V71H22ZM29 71L27 70V73H28ZM32 72V73H33ZM11 73V72H10ZM11 73V74H12ZM24 73H26V72H24ZM36 73V72H35ZM116 73V72H115ZM6 74H8V73H6ZM10 74V75H11ZM30 74V73H29ZM29 74H28V76H29ZM86 74V75H87ZM133 74V73H132ZM1 75V74H0ZM3 75V74H2ZM1 75V76H2ZM5 75V74H4ZM3 75V76H4ZM18 75V74H17ZM20 75V74H19ZM19 75H18V77H19ZM45 75V74H44ZM7 76V75H6ZM21 76V75H20ZM39 76V75H38ZM41 76V75H40ZM40 76L38 77L39 79H40ZM117 76H118V74H117ZM120 76V75H119ZM123 76V75H122ZM121 76V77H122ZM7 77H9V76H7ZM47 77V76H46ZM50 77V76H49ZM125 77V76H124ZM173 77V76H172ZM171 76H170V78H172ZM6 78V77H5ZM4 78V79H5ZM20 78H22V77H20ZM27 78V76L24 78V80ZM37 78V77H36ZM62 78V77H61ZM120 78V77H119ZM125 78H127V77H125ZM166 77H164V78H162V79H165ZM167 78H169V77H167ZM166 78V80L164 81V82H166L168 79ZM3 79V80H4ZM7 79V78H6ZM30 79H32V76H31V78ZM7 80H9V78L7 79ZM27 80H29V77L27 78ZM34 80V79H33ZM48 80V79H47ZM65 80V79H64ZM122 80V79H121ZM136 80V79H135ZM161 80V79H160ZM1 81V80H0ZM23 81V80H22ZM21 81V82H22ZM30 81V80H29ZM125 80H123V82H124ZM131 81H132V79L130 80V84H131ZM156 81V80H155ZM2 82V81H1ZM6 82V81H5ZM11 82V81H10ZM20 82V80L18 81V83L20 84L21 83ZM24 82V81H23ZM47 82V81H46ZM138 82V81H137ZM142 82V81H141ZM140 82V83H141ZM161 82H162V80H161ZM163 82V83H164ZM7 83V82H6ZM27 83V82H26ZM68 83V82H67ZM125 83L126 84H128L126 81H125ZM134 84L136 83V82H133ZM147 83V82H146ZM153 81H152V83L151 84H149L148 85V87H151L150 85H153ZM160 83V82H159ZM5 84V83H4ZM4 84H3V86H4ZM23 84V83H22ZM48 85H49V83H47ZM115 84V83H114ZM134 84L132 85V86H134ZM138 84V83H137ZM162 84V83H161ZM161 84H159V85H161ZM7 86L9 85V84H6ZM24 85V84H23ZM129 85V84H128ZM139 85V84H138ZM154 85H155V83H154ZM53 86V85H52ZM136 86V85H135ZM140 86H143V84L142 85H139L138 87H140ZM2 87V86H1ZM21 87H22V85H21ZM48 87V86H47ZM59 87V86H58ZM62 87V86H61ZM6 88V87H5ZM5 88L3 89V88H1V90L3 89V90H5ZM63 88V87H62ZM61 88V89H62ZM146 89H147V87H145ZM144 88V89H145ZM60 89V88H59ZM0 90V91H1ZM2 90V91H3ZM9 90H11V89H9ZM31 90V89H30ZM56 90V89H55ZM185 90H188L187 91V94L189 93V91L190 90H193V92L190 94H188L187 96H186V93L184 94V92H185ZM5 91H7V90H5ZM4 91V92H5ZM12 91V90H11ZM10 91V92H11ZM24 91H26V90H24ZM58 91V90H57ZM64 91V90H63ZM70 91V90H69ZM75 91H77V90H75ZM75 91H73V92H75ZM3 92V93H4ZM9 92V91H8ZM7 92V93H8ZM9 92V93H10ZM14 91H12L11 93H13ZM16 92V91H15ZM20 91H18V93H19ZM26 92H28V91H26ZM72 92V93H73ZM84 92V91H83ZM1 93V92H0ZM3 93H1L2 95H3ZM6 93V94H7ZM22 93V92H21ZM56 93V92H55ZM62 93V92H61ZM71 93V94H72ZM78 92H76V94H77ZM82 93V92H81ZM85 93V92H84ZM6 94H5V96H6ZM15 94V93H14ZM25 94V93H24ZM31 94V93H30ZM79 94V93H78ZM149 94V93H148ZM183 94L186 96V100L184 99L185 97L183 96ZM9 95V94H8ZM65 95V94H64ZM180 95H181V97H180ZM4 96V95H3ZM18 96H19V94H18ZM31 96V95H30ZM81 96V95H80ZM79 95H78V97H80ZM86 96V95H85ZM8 97V96H7ZM6 97V98H7ZM15 97H17V95L15 96ZM26 97V95L23 97V99ZM31 97H33V96H31ZM31 97H28L29 98V100H30V98ZM65 98H66V96H64ZM81 97H83V96H81ZM184 97V98H183ZM199 98V99H197V98ZM11 98H12V96H11ZM11 98H9V99H11ZM18 99H19V97H17ZM22 98V97H21ZM76 98V97H75ZM75 98H73V99H75ZM83 98H85V97H83ZM167 98V97H166ZM1 99V98H0ZM5 99V98H4ZM15 99V98H14ZM32 99V98H31ZM182 99V100H181ZM196 99V102H195V105H193L194 104V100ZM6 100V99H5ZM28 100V101H29ZM33 100V99H32ZM82 100V99H81ZM99 100V99H98ZM9 102L11 101V100H8ZM8 101H6L7 102V104H6V106L8 105ZM13 101V100H12ZM22 101H24V100H22ZM40 101V100H39ZM96 101V100H95ZM2 102V103H1ZM4 100H0V105L1 104H5L6 102H4ZM33 102V101H32ZM31 102V103H32ZM86 102H87V100H86ZM94 102V101H93ZM102 102V101H101ZM16 103H19L18 101L16 102ZM21 103V102H20ZM19 103V104H20ZM88 103V102H87ZM90 103V102H89ZM91 103H92V101H91ZM189 105H188V104ZM193 103V104H192ZM12 105H13V107H14V104L13 103H11ZM18 104V105H19ZM25 105H28V104H26V103H24ZM38 105H39V103H37ZM99 104V103H98ZM192 104V105H191ZM18 105H15V107L17 106V107H19ZM22 106H23V103L21 104ZM95 105H96V103H95ZM160 105V104H159ZM2 106V105H1ZM4 106V105H3ZM2 106V107H3ZM5 106V107H6ZM10 106V105H9ZM29 106H30V104H29ZM29 106H27V107H29ZM37 106V105H36ZM40 106V105H39ZM98 106H100V105H98ZM98 106L96 107V108H98ZM14 107V108H15ZM16 107V108H17ZM34 108H35V106H33ZM109 107V106H108ZM15 108V109H16ZM34 108H33V110H34ZM37 108V107H36ZM101 108H102V106H101ZM101 108L99 107V109L101 110ZM160 109H161V107H159ZM24 109V108H23ZM38 109V108H37ZM184 109H186L185 107H184ZM184 109H183V111H184ZM3 110V109H2ZM19 110H22V109H19ZM32 110V109H31ZM9 111V110H8ZM13 111V110H12ZM17 110H15V112H16ZM1 112V111H0ZM4 112V111H3ZM7 112V111H6ZM15 112H13V113H15ZM22 112V111H21ZM23 112H24V110H23ZM30 112V111H29ZM29 112H26L25 111V114H27V113H29ZM170 112H172V111H170ZM2 113V112H1ZM12 112H9L8 114H11ZM12 113V114H13ZM17 113V112H16ZM31 113V112H30ZM39 112L36 110V115L38 114ZM169 113V112H168ZM4 114H7V113H5L4 112ZM11 114V115H12ZM22 115L24 114V113H21ZM104 114V113H103ZM164 115L166 114V113H163ZM177 114V115H178ZM183 114V113H182ZM15 114H13V116H14ZM20 115V114H19ZM18 115V116H19ZM33 115V114H32ZM36 115H34L35 116V118H36ZM171 115V114H170ZM205 115V116H204ZM17 116V117H18ZM105 116V115H104ZM117 116V115H116ZM7 117V118H6ZM5 118L6 119H9L10 117L9 116H6ZM9 117V118H8ZM16 117V118H17ZM142 117V116H141ZM165 117H167V116H165ZM5 118L3 119V120H5ZM16 118H14L15 119V121H16ZM20 118H22V117H20ZM88 118V117H87ZM89 118H91V117H89ZM113 118H115V117H113ZM143 118V117H142ZM23 119V118H22ZM110 119V118H109ZM1 120V119H0ZM11 120H13L12 118H11ZM11 120L9 121V122H11ZM18 120V119H17ZM36 120H37V118H36ZM35 120V121H36ZM117 120H119L120 121V119H117ZM8 121V120H7ZM20 121H22V120H20ZM23 121H24V123L27 121V119H23ZM34 121V122H35ZM91 121H92V119H91ZM107 121H110V120H107ZM119 121H118V124H119ZM1 122H2V120H1ZM8 122V123H9ZM37 122H38V120H37ZM93 122H94V120H93ZM121 122V121H120ZM4 122H2V124H3ZM5 123H6V125H8V123L6 122V120H5ZM14 123H16L15 125H17V123H19V122H12L11 124V126L9 125V126H7V127H9L10 129H11V127L14 125ZM21 123V122H20ZM23 123V122H22ZM96 123V122H95ZM151 123V122H150ZM150 123H147V124H150ZM38 124H39V122H38ZM38 124H36L37 126H38V128H39V125ZM151 124H153V123H151ZM3 125H5V124H3ZM6 125H5V128H6ZM28 125V124H27ZM26 125V126H27ZM100 125V124H99ZM120 125H122V127H123V125L125 126V124L123 123V121H122V124H120ZM120 125H119V127H120ZM2 126V125H1ZM22 126V125H21ZM26 126H22V129L24 128V127H26ZM36 126V127H37ZM101 127H102V123H101V125H100ZM103 126H105V125H103ZM130 126V125H129ZM133 126V125H132ZM149 127H150V125H148ZM181 126V125H180ZM179 126V127H180ZM4 127V126H3ZM19 127H20V125H19ZM30 127V126H29ZM28 126H27V128H29ZM33 128H34V126H32ZM97 127V126H96ZM119 127L117 128V129H119ZM145 127H147V126H145ZM148 127V128H149ZM5 128H3V129H5ZM14 128V127H13ZM26 128V129H27ZM99 128V127H98ZM98 128H97V131L99 132V130H98ZM105 128V127H104ZM153 128V127H152ZM192 128H194V127H192ZM10 129H9V131L8 132H11L10 131ZM16 129H17V127H16ZM15 128H14V131L15 132H17V130H16ZM21 129V130H22ZM41 128H39L38 130H40ZM74 129H75V127H74ZM77 129V128H76ZM75 129V130H76ZM100 129V128H99ZM125 129V128H124ZM140 129V128H139ZM145 129H147V128H145ZM154 129H156L155 127H154ZM6 130H8L7 128H6ZM20 129H18V131H19ZM24 130V129H23ZM22 130V131H23ZM74 130V131H75ZM79 130V129H78ZM103 130V129H102ZM128 130V129H127ZM140 130H143V129H140ZM182 130H184V129H182ZM182 130H179V128H178V126L176 127V130L175 129H173L172 128V133H182ZM200 130V131H199ZM21 131V132H22ZM33 131L35 132V130L33 129ZM30 132V134L33 136L34 135V132ZM36 131H37V129H36ZM95 131H96V129H95ZM119 131V130H118ZM7 132V133H8ZM13 132V131H12ZM29 132V131H28ZM97 132V133H98ZM190 131H188V133H189ZM6 133V132H5ZM18 133V132H17ZM23 133V132H22ZM24 133H25V130H24ZM23 133V134H24ZM36 133L37 132H35V135H36ZM96 133V132H95ZM96 133V134H97ZM112 133H114V132H112ZM120 134H121V132H119ZM125 132H123V134H124ZM165 133H167V131L165 132ZM169 133V132H168ZM3 134V133H2ZM9 134V133H8ZM39 134V132L37 133V136H36V138L37 137H41V135H38ZM40 134H42V133H40ZM99 134H102L101 133V131L99 132ZM117 134V133H116ZM119 134V135H120ZM134 134V133H133ZM5 135V134H4ZM12 135V134H11ZM10 135V136H11ZM13 135H14V133H13ZM25 135V134H24ZM34 135V136H35ZM59 135V134H58ZM103 135V134H102ZM110 135H111V133H110ZM110 135L108 136L109 138H110ZM15 136H16V134H15ZM15 136H13L14 138H15ZM25 136H27V135H25ZM56 136V135H55ZM114 136V135H113ZM121 136V135H120ZM127 136V135H126ZM125 136V137H126ZM7 137H9V136H7ZM97 137H98V135H97ZM103 138H100V135H99V138L100 139H103L104 140V136H102ZM108 137H106V138H108ZM19 138H21V137H19ZM35 138V137H34ZM39 138H38V140H39ZM114 138H115V136H114ZM127 138V137H126ZM8 139V138H7ZM27 138H25V141H27L26 140ZM29 139H30V137H29ZM31 139L33 140V137H31ZM58 139H59V137H58ZM92 139H94V137H92ZM98 139V138H97ZM10 140V139H9ZM9 140L7 141L8 143H11L10 145H12V143L13 142H9ZM13 140V139H12ZM17 140V138L15 139V140H13L14 142ZM37 140V141H38ZM57 140V139H56ZM95 140L96 139H94L93 140V142H95ZM108 140V139H107ZM106 140V141H107ZM11 141V140H10ZM25 141L22 143L21 141H19V142H21V144H19V142H15V143H18L19 145H22V146H19L20 148L21 147H28V145H24V143H25ZM36 141V140H35ZM43 141V140H42ZM41 141V142H42ZM82 141V140H81ZM105 141V140H104ZM164 141V140H163ZM2 142H3V140H2ZM4 142L5 143H2L3 144V146H4V144H6V146H7V143H6V141L4 140ZM40 142V141H39ZM77 142V141H76ZM83 142H85V141H83ZM89 142V141H88ZM109 142H110V139H109ZM112 142V141H111ZM26 143H28V142H26ZM35 143H37L38 145L40 144V143H38V142H35ZM75 143V142H74ZM78 143V142H77ZM87 143V142H86ZM96 143V142H95ZM101 143V142H100ZM1 144V143H0ZM62 145H63V142L61 143ZM90 144H93V143H89L87 146L89 147V145ZM97 144H99L98 143V140H97ZM107 145V143H103V145ZM112 144V143H111ZM32 145H34V144H32ZM37 145V146H38ZM42 145V144H41ZM104 145V146H105ZM110 145V144H109ZM9 146V145H8ZM35 146V145H34ZM56 146V145H55ZM70 146H71V144H70ZM84 146V145H83ZM87 146H85V147H87ZM98 146H101V145H98ZM108 146V145H107ZM117 146V145H116ZM150 146V145H149ZM5 147V146H4ZM19 147H15V148H19ZM59 147V146H58ZM64 147V146H63ZM84 147V148H85ZM91 147H92V149L94 150V146H92L91 145ZM91 147H89L90 148V150H91ZM94 147V148H93ZM106 147V146H105ZM120 147V146H119ZM118 147V148H119ZM148 147V146H147ZM152 147V146H151ZM0 148H2V147H0ZM12 148V147H11ZM14 148V147H13ZM20 148H19V150H20ZM52 148H53V145H52ZM60 148H62V147H60ZM65 148V147H64ZM69 148V149H68ZM74 148V147H73ZM79 148V147H78ZM82 148V147H81ZM81 148L79 149V150H81ZM88 148V149H89ZM121 148H125V147H120V151H121ZM142 148H144V147H142ZM153 148V147H152ZM8 148H4V150H7ZM53 149H55V148H53ZM65 149H68V150H71L70 149V147H67V148H65ZM64 149V150H65ZM87 149V150H88ZM100 149V147L98 148V150ZM102 150L103 149H105V148H101ZM113 149L114 148H112L111 150L113 151ZM116 149V148H115ZM140 149V148H139ZM145 149H146V146H145ZM145 149H143L144 150V152H145ZM149 149H150V151H149ZM148 150H147V152H150V155L152 154V153H154V154H156L155 152H151V148H149ZM154 149V148H153ZM1 150H3V148L1 149ZM13 150V149H12ZM19 150H14V152L15 151H19ZM31 150V149H30ZM73 150V149H72ZM76 150V149H75ZM86 150V151H87ZM96 150V149H95ZM97 150V151H98ZM110 150V152H111V154H112V151ZM117 150V149H116ZM142 150V149H141ZM143 150H142V154L144 153L143 152ZM158 149H154L153 151H157ZM28 151V150H27ZM59 151V150H58ZM66 151V153H67V150H65ZM65 151H64V155H65ZM96 151V152H97ZM107 150H105V152H106ZM126 151H128V150H126ZM131 151H133V149L131 150L130 149V151H128V152H131ZM138 151V149L136 148V150L135 151H133V153L135 154V155H137L136 154V152ZM5 152H7V151H5ZM12 152V151H11ZM13 152V154H15V153H17V152H15L14 153ZM70 152V151H69ZM77 152V151H76ZM83 152V151H82ZM113 152H115V151H113ZM117 152V151H116ZM127 152V153H128ZM146 152V153H147ZM9 153V152H8ZM19 153H21L22 154V152H20L19 151ZM28 153V152H27ZM30 153V152H29ZM32 153V152H31ZM73 153V152H72ZM85 153V152H84ZM83 153V155H85ZM104 152L102 151V154H103ZM125 153V152H124ZM133 153H129L131 156H134L133 155ZM171 153V152H170ZM2 154H3V151H2ZM5 154V153H4ZM24 154V153H23ZM38 154V153H37ZM61 154H63L62 152H61ZM68 154V153H67ZM74 154H75V152H74ZM73 154V155H74ZM79 154V153H78ZM80 154H82V153H80ZM87 154V153H86ZM100 154V153H99ZM107 154H109L108 152H107ZM118 154V153H117ZM172 154H174V153H172ZM8 155V154H7ZM9 155H10V153H9ZM12 155V154H11ZM16 155V154H15ZM17 155H18V153H17ZM26 155V154H25ZM45 155V157H46V154H44ZM47 155H48V153H47ZM62 156V159L65 157V156H67V155H65V156ZM105 154H103V156H104ZM110 155V154H109ZM113 155V154H112ZM29 155L27 154V157H28ZM33 156V155H32ZM70 156H71V152H70ZM77 156V155H76ZM76 156L75 157H73V156H71L72 158L70 159V161L71 160H73V158H76ZM90 156H91V160L92 159H96V157L98 158V152H97V155L94 157V155H92V154H90ZM90 156H89V158H90ZM103 156H101V158L103 157ZM122 156V155H121ZM164 156V155H163ZM8 157V156H7ZM13 157H15V156H12V158ZM39 157H40V155H39ZM39 157H38V159H39ZM79 157H81V156H79ZM86 157V156H85ZM85 157H82V159L84 158V161L83 162H81V163H84V162H86L85 161ZM106 157H108V156H106ZM112 157V156H111ZM17 158H19V157H17ZM30 158V157H29ZM78 158V157H77ZM87 158L88 157H86V160H87ZM104 158V157H103ZM114 158H116V156L114 157ZM130 158V157H129ZM207 158V159H206ZM26 159V157L23 159V160H25ZM31 159H35V156H34V158H32L31 157ZM46 159V158H45ZM44 159V160H45ZM125 159V158H124ZM135 159V158H134ZM133 159V160H134ZM166 159H167V156H166ZM166 159H163V161L164 160H166ZM10 160V159H9ZM20 160V159H19ZM27 160V159H26ZM43 160V159H42ZM66 160H68L69 161V159H66ZM77 160V159H76ZM79 160V159H78ZM76 161L77 162V164H80V162L79 161H81V160H79V161ZM89 160V159H88ZM90 160V161H91ZM94 160H92V161H94ZM98 160H99V158H98ZM98 160L96 159L95 160V163H98ZM103 160H107V159H102V160H99V161H103ZM111 160V159H110ZM120 160H122V157H121V159ZM126 160V159H125ZM132 160V159H131ZM160 160V159H159ZM6 161V160H5ZM4 161V162H5ZM22 161V160H21ZM55 161V160H54ZM69 161V162H70ZM74 161V160H73ZM73 161H71V162H73ZM117 161V160H116ZM157 161V160H156ZM31 162H32V160H31ZM36 162V161H35ZM45 162V161H44ZM56 162V161H55ZM79 162V163H78ZM11 163H12V161H11ZM10 163V164H11ZM15 163V162H14ZM14 163L13 164H11V166L13 165L14 166ZM26 163V162H25ZM29 163V162H28ZM42 163V162H41ZM59 163V162H58ZM90 164H88L89 165V167H90V165L92 166H94V164H92L91 162H89ZM119 163H120V161H119ZM205 163H207L208 164V169L206 168H204V164ZM8 164V163H7ZM9 164V165H10ZM21 164H22V162H21ZM71 164V163H70ZM74 164H76V163H74ZM105 164H106V162H105ZM114 164V163H113ZM130 164V163H129ZM128 164V165H129ZM16 165V164H15ZM20 165V164H19ZM23 165V164H22ZM69 165V164H68ZM84 165H86V163L84 164ZM96 165H98V164H96ZM101 166L100 167H103V165L102 164H100ZM133 165H135V164H133V163H131V165L130 166H133ZM16 166H18V165H16ZM28 166V165H27ZM26 166V170H27V168L28 167H31V165L30 166H28L27 167ZM60 166V165H59ZM65 166V165H64ZM76 167H77V165H75ZM75 166H73L74 168H76ZM82 166H83V164H82ZM110 166V165H109ZM123 166V165H122ZM121 166V167H122ZM156 167H157V165H155ZM38 167V166H37ZM63 167V166H62ZM89 167L87 166V168H88V170H89ZM96 167H98V170H101V169H104V168H100L99 169V165L98 166H96ZM115 167V166H114ZM124 167V166H123ZM153 168H156V167H154V166H152ZM11 168V167H10ZM23 168V167H22ZM61 168V167H60ZM71 168H72V166H71ZM79 168V167H78ZM78 168H76L75 169V171L76 170H78ZM86 168V166L84 167V171H86L85 169H87ZM109 168V167H108ZM125 168V167H124ZM131 168V167H130ZM134 168V167H133ZM12 169H16L15 167L13 168L12 167ZM24 169V168H23ZM62 169H68L69 171H71V170H73V168L72 169H70V167H68L67 166V168L65 167V168H62ZM9 170H11V169H9ZM16 170H18V171H20L19 173L21 174V170H19V168H17ZM40 170V169H39ZM91 170V169H90ZM105 170H107L106 168H105ZM127 170V167H126V169L124 170V171H126ZM131 170H132V168H131ZM134 170V169H133ZM147 170H149V169H147ZM32 171V170H31ZM97 171V170H96ZM95 171V174L97 173V172H100V171H97L96 172ZM102 171V170H101ZM121 171V169L119 170V172ZM123 171V173H127V172H124ZM136 171H137V169H136ZM135 171V172H136ZM28 172V171H27ZM68 172V171H67ZM91 172V171H90ZM94 172V171H93ZM110 172V171H109ZM116 172H117V174L119 173L117 170L115 171V173L114 174H112V175H115L116 174ZM134 172V171H133ZM30 173V172H29ZM40 173V172H39ZM64 173V172H63ZM66 173V172H65ZM69 173V172H68ZM67 173V174H68ZM92 173V172H91ZM122 173V172H121ZM122 173V177L124 178V177H128V175L127 174H129V173H127L126 174V176H125V174H123ZM145 173V172H144ZM143 173V174H144ZM15 174V173H14ZM25 174H26V172H25ZM31 174V173H30ZM71 174V173H70ZM93 174V173H92ZM100 174V173H99ZM110 174V173H109ZM136 174H138V172L136 173ZM208 174V173H207ZM13 175V174H12ZM22 175V174H21ZM24 175V174H23ZM28 175V174H27ZM98 175V174H97ZM96 175V176H97ZM124 175V176H123ZM130 175V174H129ZM17 176H18V174H17ZM96 176H92V177H96ZM133 176V175H132ZM131 176V177H132ZM146 176V175H145ZM13 177V176H12ZM15 177V176H14ZM14 177H13V180H14ZM19 177V176H18ZM91 177V176H90ZM119 177V176H118ZM130 177V178H131ZM134 177V176H133ZM41 178V177H40ZM103 178H104V176H103ZM106 178V177H105ZM107 178H110V177H107ZM12 179V178H11ZM18 179V178H17ZM111 179V178H110ZM218 178H215L214 180H217ZM20 180H23V179H20ZM114 180H116V179H114ZM118 180V179H117ZM123 180V179H122ZM125 180V179H124ZM202 180H204L203 182H201ZM113 181V180H112ZM119 181H120V179H119ZM211 181H212V179H211ZM14 182H17V181H14ZM73 182V181H72ZM18 184V183H17ZM16 184V185H17ZM110 184H113V183H110ZM18 185H20V184H18ZM264 186V185H263ZM262 186V187H263ZM262 187H259L260 189L262 188ZM74 188V187H73ZM264 188V187H263ZM259 189V190H260ZM120 190V189H119ZM257 191H258V189H257ZM250 193H252V191L250 192ZM247 194V193H246ZM245 194V195H246ZM264 194V193H263ZM263 194L261 195V196H263ZM244 195V196H245ZM247 195H249V194H247ZM4 197V196H3ZM236 199V198H235ZM239 199H241V198H239ZM260 199H262L261 197H260ZM233 199H231V201H232ZM243 200V199H242ZM263 200V199H262ZM224 201V203H225V201L226 200H223ZM227 201H229V200H227ZM258 201V200H257ZM256 201V202H257ZM253 202V201H252ZM259 202H261V200H259ZM4 203V202H3ZM218 203H221V202H218ZM251 203V202H250ZM261 203H264V202H261ZM216 204V203H215ZM1 205V204H0ZM223 205V204H222ZM19 206V205H18ZM22 206V205H21ZM209 206V205H208ZM207 206V207H208ZM246 206H249V205H246ZM252 206V205H251ZM250 206V207H251ZM257 206V205H256ZM255 206V207H256ZM263 206V205H262ZM261 206V207H262ZM123 207V206H122ZM204 207H206V206H204ZM222 207V206H221ZM230 207H232V206H230ZM0 208H2V206L0 207ZM194 208H196V207H194ZM193 208V209H194ZM198 208V207H197ZM196 208V209H197ZM199 208H202V207H199ZM234 208L235 207H233V211H234ZM3 209V208H2ZM188 209V208H187ZM191 209H192V207H191ZM192 209V210H193ZM249 209H251L252 210V207L251 208H249ZM257 209V208H256ZM259 209L260 208H258L257 210L259 211ZM19 210V209H18ZM22 210V209H21ZM26 210V209H25ZM24 210V211H25ZM153 210V209H152ZM195 210V209H194ZM223 210V209H222ZM236 210V209H235ZM240 210V209H239ZM242 210V209H241ZM248 210V209H247ZM157 211V210H156ZM217 211H219V210H217ZM231 211H232V209L230 210V213H231ZM2 212H3V210H2ZM1 212V213H2ZM15 212H18V211H15ZM129 212V211H128ZM189 212H191V211H189ZM196 212H199V211H196ZM195 212V213H196ZM221 212V211H220ZM242 212V211H241ZM254 212V211H253ZM124 213H126L125 211H124ZM184 213V212H183ZM186 213V212H185ZM187 213H188V211H187ZM186 213V214H187ZM201 213V212H200ZM199 213V214H200ZM224 213H227L226 215H229L230 213L227 211V212H224ZM224 213L222 214H220V215H224ZM243 213V212H242ZM259 213V212H258ZM260 213H261V211H260ZM263 213H264V210H263ZM263 213H262V215H263ZM15 214V213H14ZM23 214V213H22ZM43 214V213H42ZM45 214V213H44ZM47 214V213H46ZM135 214V213H134ZM166 214V213H165ZM198 214V213H197ZM233 214H235V211L233 212ZM9 215H11V214H9ZM8 215V216H9ZM17 215V214H16ZM51 215V214H50ZM159 215H160V213H159ZM174 215V214H173ZM184 215V214H183ZM190 215H192L193 216V213L191 214L190 213ZM243 215V214H242ZM254 215V214H253ZM7 216V217H8ZM12 216H14V215H12ZM105 216V215H104ZM176 216V218L178 217V218H180L178 215H175ZM186 217H188L189 215H185ZM191 216V217H192ZM213 216H219V215H213ZM236 216H237V214H236ZM235 216V217H236ZM6 217V220H8V218ZM54 217V216H53ZM170 217V216H169ZM184 217V216H183ZM190 217V218H191ZM194 217V219H197V221L196 220H193L194 222L196 221V222H198V217L196 216V218H195V215L193 216ZM200 217V216H199ZM248 217V216H247ZM249 217H251V219H254L255 217H253L252 218V216H249ZM4 218V217H3ZM14 218V217H13ZM57 218V217H56ZM55 218V219H56ZM109 218V217H108ZM113 218V217H112ZM123 218L124 217H122L121 219L123 220ZM177 218V219H178ZM182 218V217H181ZM202 218V217H201ZM207 218V217H206ZM206 218H205V220H206ZM208 218H210V217H208ZM215 218V217H214ZM237 218V217H236ZM238 218H239V220H240V217L238 216ZM257 218H260V217H257ZM264 218V217H263ZM262 218V219H263ZM1 219V218H0ZM17 219H19L18 217H17ZM99 219H101V218H99ZM116 219V218H115ZM125 219V218H124ZM126 219H128V218H126ZM130 219V218H129ZM129 219H128V221H129ZM166 219V218H165ZM170 219V218H169ZM193 218H191L189 221H191ZM9 220H10V218H9ZM14 219H12L11 218V221H9V223L11 222V223H13L14 221H13ZM20 220V219H19ZM24 220H26V219H24ZM50 220V219H49ZM52 220V219H51ZM54 220V219H53ZM59 220V219H58ZM68 220V219H67ZM98 220V219H97ZM103 220V219H102ZM132 220V219H131ZM130 220V221H131ZM162 220V219H161ZM184 220V219H183ZM187 220V219H186ZM200 220V219H199ZM204 220V219H203ZM204 220V221H205ZM212 220V219H211ZM239 220H237L236 219V221H239ZM261 220V219H260ZM13 221V222H12ZM16 221V220H15ZM30 221V220H29ZM74 221V220H73ZM72 221V222H73ZM103 221H105V222H109V221H111V222H109V223H113V222H115V220H113V222H112V220H103ZM124 222H125V220H123ZM127 221V220H126ZM134 221V220H133ZM165 221V220H164ZM163 221V222H164ZM173 221V220H172ZM188 221V220H187ZM233 221H235V220H233ZM235 221V222H236ZM262 221H263V223H264V219L263 220H261V223H262ZM21 222V221H20ZM23 222V221H22ZM21 222V223H22ZM27 221H25V223H26ZM34 222V221H33ZM96 222H98V221H96ZM101 222V221H100ZM100 222H98L99 224H101ZM122 221H120V222H118L119 223V225H121L122 223H121ZM135 222V221H134ZM137 222V221H136ZM141 222V221H140ZM167 222V221H166ZM174 222V221H173ZM175 222H176V220H175ZM174 222V223H175ZM208 222V221H207ZM211 222V221H210ZM214 222V221H213ZM14 223H17V222H14ZM13 223V224H14ZM38 223V222H37ZM58 223H60L59 221H58ZM121 223V224H120ZM139 223V222H138ZM159 223V222H158ZM170 224H172L171 222H169ZM169 223H166V226H167V224H168V226H170L169 225ZM173 223V224H174ZM179 224H181V221L180 222H178ZM187 223V222H186ZM186 223L184 222V225H186ZM205 223H206V221H205ZM61 224V223H60ZM59 224V225H60ZM78 223H76V225H77ZM80 224H82L83 225V223L82 222H80ZM98 224V225H99ZM107 224V223H106ZM105 224V225H106ZM116 224L117 223H115V225L114 226H116ZM140 224V223H139ZM138 224V225H139ZM149 224H151V223H149ZM187 224H189V223H187ZM210 224V223H209ZM215 225L217 224V223H214ZM219 224V223H218ZM230 224H232V225H228L229 227H231V226H234V225H236V224H234V223H231L230 222ZM238 224V223H237ZM15 225V224H14ZM18 225V224H17ZM22 225V224H21ZM38 225V224H37ZM44 225V224H43ZM95 225H97V224H95ZM97 225V226H98ZM104 224H103V226H105ZM113 225V224H112ZM118 225V224H117ZM118 225V226H119ZM128 225H130V223H128L127 224V226ZM137 225V224H136ZM136 225L134 226V224H133V227H134V229L136 228ZM158 225H160V223L158 224ZM157 225V226H158ZM176 225V226H175ZM174 226L175 227H173V225L171 226V227H173V228H175V230L172 228L171 229V227H170V229H168L167 231H170V230H172V232L170 231V232H168V233H174V231L176 232V231H178V230H176V227H177V225L178 224H175ZM199 225H201L200 223H199ZM39 226V225H38ZM78 226V225H77ZM89 226H91V225H89ZM96 226V227H97ZM102 226V227H103ZM106 226H108V225H106ZM109 226H110V224H109ZM108 226V227H109ZM127 226H126V229H127ZM140 226H142L141 224H140ZM157 226H156V228H157ZM165 226V227H166ZM168 226H167V228H168ZM181 227H184L183 226V223L180 225ZM213 225H211V227H210V230H211V228L213 229V227H212ZM217 226V225H216ZM220 226V225H219ZM219 226H217L218 227V231L217 232H219L218 234H219V236L221 235V236H223V234L225 233V232H222L221 233V231H223L222 229V226H220V228H219ZM226 227L227 225H223V227ZM23 227V226H22ZM21 227V228H22ZM101 227V226H100ZM106 228V227H104V228H102V229H100L101 231L103 230V229H105L104 231L105 232H107L108 231V229L110 228ZM112 227V226H111ZM120 227H122V226H120ZM125 227V226H124ZM124 227H123V230H126V229H124ZM131 227V226H130ZM129 227V229H132V228H130ZM138 227V226H137ZM209 227V226H208ZM215 227V226H214ZM216 227V228H217ZM36 228H37V226H36ZM86 228V227H85ZM113 228H117V227H112L111 229H113ZM140 228H143V227H139V228H137L138 230L140 229ZM144 228H146V227H144ZM149 229H148V231L147 232H149V230H150V227H148ZM158 228H160V227H158ZM161 228L163 229L164 227H162L161 226ZM180 228V227H179ZM178 228V229H179ZM207 228V227H206ZM222 228V229H221ZM227 228V227H226ZM225 228V229H226ZM5 229V228H4ZM118 229H119V227H118ZM118 229H116V230H118ZM182 229V228H181ZM181 229H180V231H181ZM184 229H186V228H184ZM184 229H182V231L184 230ZM215 229V228H214ZM212 230V232L214 231H216V229L215 230ZM220 229H221V231H220ZM3 230V229H2ZM38 230V229H37ZM59 230V229H58ZM57 230V231H58ZM91 230V229H90ZM96 230V229H95ZM94 230V231H95ZM100 230H99V232H100ZM138 230H134V232L135 231H137L138 232ZM144 230V229H143ZM142 230V231H143ZM174 230V231H173ZM204 230V229H203ZM207 230H208V228H207ZM227 230V229H226ZM36 231V230H35ZM60 231V230H59ZM69 231V230H68ZM73 231V230H72ZM81 231V230H80ZM79 230H78V232H80ZM93 231V230H92ZM98 231V230H97ZM103 231V232H104ZM121 231V230H120ZM128 231H131V230H127L126 232L124 231V233H125V235L127 234V236H128V233H130V232H128ZM133 231V230H132ZM132 231H131V233H132ZM141 231V230H140ZM155 231V230H154ZM161 232L163 231V233H165V231L164 230H160ZM160 231H158V232H160ZM182 231L181 232H179V233H181L182 234ZM186 231V230H185ZM206 231V230H205ZM209 231V230H208ZM3 232V231H2ZM66 232V231H65ZM89 232V231H88ZM96 232V231H95ZM103 232H101V234L103 233ZM112 232V231H111ZM111 232H108V233H110L111 234ZM122 232V231H121ZM137 232H135V233H137ZM144 232V231H143ZM151 232H152V230H151ZM203 231H201L200 233H202ZM209 232H211V231H209ZM208 232V233H209ZM213 232V233H214ZM258 232V231H257ZM257 232H255V235H257L256 233ZM260 232V231H259ZM258 232V233H259ZM262 232V231H261ZM5 233V232H4ZM7 233V232H6ZM35 233V232H34ZM45 233V232H44ZM43 233V234H44ZM57 233V232H56ZM69 233V232H68ZM74 233V232H73ZM108 233H106V234H108ZM113 233V232H112ZM140 233V232H139ZM145 233H146V229H145ZM184 234H182V235H185V232H183ZM204 233V232H203ZM208 233H206V235L208 234ZM42 234V235H43ZM88 234V233H87ZM116 234V233H115ZM123 234V233H122ZM144 234V233H143ZM142 234V235H143ZM148 234V233H147ZM153 235H154V233H152ZM157 234H159V233H157ZM166 234V233H165ZM170 234L168 235V236H170ZM171 234V235H172ZM187 234V233H186ZM212 234V233H211ZM260 234V233H259ZM263 234H264V232H263ZM60 235H62V234H60ZM64 235V234H63ZM74 235V234H73ZM72 235V236H73ZM80 235V234H79ZM131 235V234H130ZM133 235V234H132ZM151 235V234H150ZM155 235H156V233H155ZM160 235V234H159ZM167 235V234H166ZM193 235V234H192ZM191 235V236H192ZM209 235V234H208ZM250 235V233L248 234V236ZM254 235V234H253ZM252 235V236H253ZM8 236V235H7ZM7 236L5 235V237L7 238ZM48 236V235H47ZM54 236V235H53ZM69 235H67V236H63V238L64 237H68ZM76 236V235H75ZM78 236V235H77ZM86 236V235H85ZM84 236V237H85ZM94 236H95V234H94ZM96 236H98V235H96ZM99 236H101V235H99ZM106 236V235H105ZM104 236V237H105ZM107 236H109V235H107ZM106 236V239L108 238ZM112 236V235H111ZM119 236H121V235H119ZM124 235H122V237H123ZM135 238L137 237V236H135V235H133ZM157 236V235H156ZM164 236L165 235H163V238H164ZM167 236V237H168ZM176 236V235H175ZM175 236H173V238L175 237ZM187 236V235H186ZM189 236V235H188ZM197 236V235H196ZM203 236H204V234H203ZM210 236V235H209ZM51 237V236H50ZM49 237V238H50ZM58 237V236H57ZM110 237V236H109ZM113 237H114V234H113ZM132 236H130V238H131ZM166 237V238H167ZM172 237V236H171ZM181 237V236H180ZM190 237V236H189ZM193 237H195V236H193ZM207 236H205V238H206ZM216 238L217 236H215V233H214V235H212V238ZM254 237V236H253ZM259 237V236H258ZM55 238V237H54ZM53 238V239H54ZM59 238V237H58ZM73 238V237H72ZM81 238H83V237H81ZM86 238H88V237H86ZM89 238H91V237H89ZM96 238V237H95ZM101 239H102V236L100 237ZM115 238V237H114ZM119 238V237H118ZM118 238H116V239H118ZM121 238V237H120ZM135 238H134V240L133 241H135ZM161 238V237H160ZM162 238V239H163ZM172 238V239H173ZM196 238V237H195ZM211 238V239H212ZM221 238V237H220ZM4 239V238H3ZM8 239H10V238H8ZM61 239V238H60ZM60 239H58V240H60ZM97 239V238H96ZM105 239V238H104ZM127 239H129V238H127ZM157 239H159L158 237H157ZM156 239V240H157ZM162 239L160 240V241H162ZM165 239V238H164ZM182 239H184V238H182ZM187 239V238H186ZM192 239V238H191ZM219 240V238H216L215 240L214 239H212V240H214V242H216V240ZM226 239H227V237H226ZM225 239V240H226ZM253 239V238H252ZM255 239V238H254ZM64 240H65V238H64ZM64 240H63V242H64ZM69 240V239H68ZM75 240V239H74ZM86 240V239H85ZM98 240V239H97ZM111 240V239H110ZM109 240V246H110V244L112 245V243H116L115 241L114 242H112L111 243V241ZM124 240H126L125 238H124ZM144 240V239H143ZM153 240V239H152ZM167 241L169 240V239H166ZM188 240V239H187ZM196 240V239H195ZM198 240H200V238L198 239ZM203 240V239H202ZM217 240V241H218ZM257 240V242H258V239H256ZM256 240L254 241V242H256ZM7 241H9V240H7ZM71 241V240H70ZM79 241H81V240H79ZM88 241H90V240H88ZM103 240H100L99 239V242H102ZM105 241V240H104ZM120 241V240H119ZM131 241V240H130ZM160 241H159V243H160ZM173 241H175L174 239H173ZM180 241H181V239H180ZM183 241V240H182ZM186 241V240H185ZM185 241L182 243L184 246L186 245V243H185ZM197 241V240H196ZM224 240H222V242H223ZM250 241H251V239H250ZM69 242V241H68ZM67 242V243H68ZM124 241L122 240V244H128V243H130L128 240H127V242H125V243H123ZM176 242V241H175ZM179 242V241H178ZM200 242H201V240H200ZM209 243V245H211V247H212V244H211V242H210V240L208 241ZM226 241H224V243H225ZM235 242V241H234ZM252 242H253V240H252ZM253 242V243H254ZM62 243V242H61ZM82 243V242H81ZM135 243H136V241H135ZM147 243V242H146ZM165 243H167L166 241H165ZM202 243V242H201ZM226 243H229V240H228V242H226ZM66 244V243H65ZM70 244V243H69ZM72 244H73V242H72ZM92 244V243H91ZM97 244H99L98 243V241H97ZM117 244H120V242H118ZM117 244H115L116 246H118ZM157 244H158V242H157ZM164 244V243H163ZM170 244V243H169ZM188 244H189V242H188ZM206 244H207V242H206ZM206 244H203V245H206ZM250 244V243H249ZM248 244V245H249ZM4 245V244H3ZM78 245V244H77ZM76 245V246H77ZM93 245V244H92ZM100 245H102V243H100ZM103 245H107L108 246V244H107V242L105 243V244H103ZM156 245V243L153 245V246H155ZM171 245V244H170ZM170 245H168L169 247H170ZM181 244H179L178 245V247L180 246ZM218 245H219V243L217 244V247H218ZM221 245V244H220ZM230 245V244H229ZM234 245V244H233ZM248 245H247V247H248ZM252 245V244H251ZM254 245L256 246V243H254ZM66 246V245H65ZM76 246H75V248H76ZM99 246V245H98ZM158 246V245H157ZM164 246V245H163ZM167 246V247H168ZM190 246V248H191V245H189ZM193 246H195L194 244H193ZM201 246V245H200ZM198 247L197 248V245H196V248H197V250H199V248H201V247ZM221 246H223V243H222V245ZM246 246V245H245ZM68 247V246H67ZM79 247H81V246H79ZM89 247V246H88ZM101 247V246H100ZM106 246H104V248H105ZM122 246H121V244L117 247L118 248V250H120L119 248H121ZM132 247H133V245H132ZM159 247L161 248L162 246H160L159 245ZM166 247V251H167V253L169 252V251H171L169 248H167ZM177 247V248H178ZM181 247H183V246H181ZM207 246H205V248H206ZM210 247V246H209ZM214 247V246H213ZM226 247V245H224V248ZM230 247H231V245H230ZM230 247H226V248H228V249H226L225 248V251L224 250H221V251H223L224 252V254H225V252H229V248ZM246 247V248H247ZM12 249H13V247H11ZM10 248V249H11ZM112 248H116V247H112ZM123 248V247H122ZM125 248V247H124ZM130 248V247H129ZM154 248V247H153ZM163 248H165V247H163ZM173 248V247H172ZM176 248V247H175ZM180 248V247H179ZM184 248V247H183ZM194 248V247H193ZM215 249H218V248H216V247H214ZM213 248V249H214ZM222 248V247H221ZM233 248V247H232ZM249 248H250V246H249ZM248 248V249H249ZM90 249V248H89ZM127 249H128V247H127ZM152 249V248H151ZM150 249V250H151ZM157 249V248H156ZM156 249H154V250H156ZM162 249V248H161ZM168 249H169V251H168ZM204 249V248H203ZM202 249V250H203ZM208 249V248H207ZM234 249V248H233ZM232 249V251L234 252V250ZM235 249H236V246H235ZM252 249H255V248H253L252 247ZM14 250V249H13ZM121 250H125V249H121ZM145 250V249H144ZM158 251H159V249H157ZM156 250V251H157ZM177 250V249H176ZM179 250V249H178ZM194 250H196V249H194ZM209 250V249H208ZM228 250V251H227ZM250 250V249H249ZM160 251H164L163 249L162 250H160ZM159 251V252H160ZM183 252H184V249L182 250ZM186 251V250H185ZM188 251V250H187ZM217 251H220V249L219 250H217ZM248 251V250H247ZM122 252V251H121ZM144 252V251H143ZM158 252V253H159ZM176 253H178L177 251H175ZM174 252V253H175ZM189 252H191V251H189ZM196 252V251H195ZM209 252H213V251H209ZM246 252V249H245V251L243 252V253H245ZM82 253V252H81ZM122 253H124V254H122V256H127V253L125 254V252H122ZM154 252H152L151 254H153ZM172 253H173V250H172ZM219 253H221V252H219ZM250 253H252V252H250ZM91 254V253H90ZM135 254V253H134ZM143 254V253H142ZM150 254V253H149ZM155 254V253H154ZM171 254V253H170ZM169 254V255H170ZM179 254V253H178ZM196 254H197V252H196ZM211 254V253H210ZM206 255L207 257H209V258H213L214 259V254H215V251H214V254L212 253V255H214V256H211V255ZM216 254H218V252L216 253ZM232 254V253H231ZM248 254V253H247ZM255 254V253H254ZM263 254V253H262ZM135 255H137V254H135ZM160 256H161V254H159ZM158 255V259L160 258V256ZM169 255H165V257L164 258H160V260L162 259L163 261H165V260H168V262L171 260V262L169 263V264H172V259H165V258H167ZM172 255V254H171ZM174 255V254H173ZM176 255V254H175ZM180 255V254H179ZM181 255H183V254H181ZM188 255V254H187ZM186 255V256H187ZM228 254H225V258H223L224 259V261H225V259L228 257L227 256ZM253 255V254H252ZM125 256H124V258H125ZM130 256V255H129ZM131 256H133V255H131ZM130 256V258H131V260H132V258L134 259V260H132V261H136V257H131ZM162 256H163V254H162ZM178 255H176V257L175 258H178L177 257ZM184 256V255H183ZM189 256V255H188ZM192 256V255H191ZM190 256V257H191ZM217 256H219V254L217 255ZM221 256H222V253H221ZM224 256V255H223ZM222 256V257H223ZM234 256H236V254H234L233 255V257ZM257 256V255H256ZM261 256V255H260ZM148 257V256H147ZM152 257V256H151ZM156 257V256H155ZM154 257V255H153V257H152V260L155 258ZM170 257V256H169ZM168 257V258H169ZM180 257V256H179ZM185 257V256H184ZM183 257V258H184ZM203 257V256H202ZM201 257V258H202ZM204 257H205V254H204ZM222 257H220V259H221V261H223V259H222ZM229 257H230V253H229ZM232 257V256H231ZM232 257V260L233 259H235V258H233ZM244 257H245V255H244ZM141 259L143 258V257H140ZM183 258H181V260L183 259ZM189 258V257H188ZM192 258V257H191ZM190 258V259H191ZM206 258V257H205ZM203 259L204 260V262H205V260L207 259ZM219 258V257H218ZM262 258H264V257H261V259ZM116 259V258H115ZM120 259V261H121V258H119ZM119 259L117 260L118 262H119ZM139 259V258H138ZM186 259V258H185ZM217 258L215 257V259L212 261V260H207L208 262H212V264H214V261L216 260ZM219 259V260H220ZM260 259V260H261ZM124 260H126V258L125 259H123V261ZM131 260H129V261H131ZM157 260V259H156ZM155 259H154V261H156ZM162 260H161V262H159V260L158 261H156V262H159L160 264H163L162 263ZM193 260V259H192ZM195 260H197V259H195L194 258V261ZM202 260V261H203ZM218 260V261H219ZM231 260V259H230ZM236 260V259H235ZM255 260H256V258H255ZM263 260V259H262ZM115 261V260H114ZM127 261V260H126ZM131 261V262H132ZM175 261V260H174ZM186 261V260H185ZM189 260H187V262H188ZM193 261V262H194ZM200 260H198V262H199ZM250 261H251V259H250ZM258 261L259 260H257V263H258ZM118 262H117V264H118ZM122 262V261H121ZM155 262V263H156ZM175 262H177V261H175ZM174 262V263H175ZM190 262H192L191 260L189 261V263ZM197 262V264H199ZM211 262H210V264H211ZM240 262V261H239ZM245 262V261H244ZM253 262V261H252ZM251 262V263H252ZM263 262H264V260H263ZM263 262H262V264H263ZM123 263H125L126 264V262H123ZM122 263V264H123ZM167 262H165L164 264H166ZM178 263H179V261H178ZM196 263V262H195ZM218 263H221V262H218ZM217 263V264H218ZM225 263V262H224ZM228 263V262H227ZM226 263V264H227ZM230 263H232L233 264V262H230ZM229 263V264H230ZM236 263H238L237 261H236ZM255 263V262H254ZM253 263V264H254ZM116 264V263H115ZM119 264H121L120 262H119ZM129 264V263H128ZM133 264V263H132ZM142 264V263H141ZM151 264V263H150ZM183 264H184V262H183ZM185 264H188V263H185ZM193 264V263H192ZM200 264H203V263H201L200 262ZM206 264V263H205ZM207 264H209V263H207ZM222 264V263H221ZM239 264H242V263H239ZM243 264H245V263H243ZM247 264V263H246Z\"/></svg>",
    "mask_w": 264,
    "mask_h": 264
}]
</instances>
